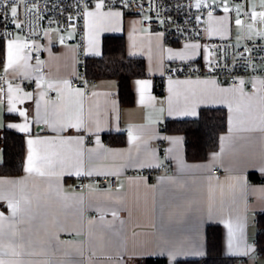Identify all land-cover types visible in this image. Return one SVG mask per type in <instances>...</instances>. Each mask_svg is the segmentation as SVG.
Returning <instances> with one entry per match:
<instances>
[{"label": "crops", "instance_id": "obj_1", "mask_svg": "<svg viewBox=\"0 0 264 264\" xmlns=\"http://www.w3.org/2000/svg\"><path fill=\"white\" fill-rule=\"evenodd\" d=\"M253 9L264 13V0ZM87 13L82 50L77 42L61 45L57 33L49 32L40 43L44 59L39 62L26 51L22 38L4 41L0 134L10 130L24 135L26 160L22 176L0 177V260L136 264L163 257L175 264L206 257L207 228L217 225L224 256L243 259L236 264H264L251 244L257 233L251 214L264 213V183L249 180L250 173L264 176V81L243 80L233 87L211 77L167 76L168 64L208 62L206 44L167 45L161 33L119 9L93 6ZM235 27L231 15H214L205 36L239 40L233 36ZM111 35H124L127 54L146 61L148 77L131 84L132 106L120 104L114 80L92 82L91 94L71 86L79 73L81 51L86 58L100 57L103 39ZM255 36L253 32L250 37ZM155 77L164 79L163 95L156 92ZM140 80L150 81L143 101ZM207 108L226 110L227 130L218 151L206 161L191 162L184 137L166 133L164 126L198 118ZM25 125L28 132L20 130ZM107 134L124 135L125 143L112 145ZM30 139L42 143L30 146ZM3 160L0 147V164ZM168 161L171 172L159 171L154 182L128 176L132 170H160ZM216 167L220 174L213 172ZM104 175L118 176L119 188L90 185L82 192L74 190L80 177Z\"/></svg>", "mask_w": 264, "mask_h": 264}, {"label": "built area", "instance_id": "obj_2", "mask_svg": "<svg viewBox=\"0 0 264 264\" xmlns=\"http://www.w3.org/2000/svg\"><path fill=\"white\" fill-rule=\"evenodd\" d=\"M98 0H0V41L22 38L26 51L34 61H43L40 43L49 32H56L61 45L77 42L83 49L85 17L87 11ZM199 4V7H197ZM17 7V16H11V8ZM241 6V8L239 7ZM228 8V11L224 9ZM106 9H119L126 15L140 17L146 28L162 34L167 45L189 42L205 43L211 59L208 62L183 61L168 64L166 75L178 78L211 77L220 84L238 86L243 80L256 78L264 81V16L260 9L249 10L247 0H129L125 7L121 0H105ZM219 14L232 16L234 26L243 29L239 40L233 38H206L210 17ZM239 19L240 24L236 21ZM20 25V27H17ZM251 29L256 36L250 37ZM6 82V72L0 70V88ZM92 81L87 75V58L81 51L78 76L71 82L72 87H82L91 94L88 86ZM51 97L55 94L51 92ZM170 161L160 170H132L128 176H144L154 182L159 171L170 173ZM213 172L220 174V167ZM90 185L119 188V177L104 175L80 177L74 184L75 191H85ZM264 213L251 214V224L257 225V218ZM251 244L257 248V236ZM258 257L259 254H258Z\"/></svg>", "mask_w": 264, "mask_h": 264}, {"label": "trees", "instance_id": "obj_3", "mask_svg": "<svg viewBox=\"0 0 264 264\" xmlns=\"http://www.w3.org/2000/svg\"><path fill=\"white\" fill-rule=\"evenodd\" d=\"M4 41H0V68L4 64ZM87 75L92 82L114 80L118 84V96L122 106H132L135 95L132 90L134 79L147 78V65L144 58L130 57L127 54V41L124 35L105 36L102 55L87 58ZM155 89L164 93V79L155 77ZM227 130V112L223 108H207L200 111L195 119L168 121L164 131L171 135H182L185 140L186 159L191 162L206 161L209 155L219 150L220 138ZM105 139L112 145H123L124 135L107 134ZM0 147L4 160L0 164V177H20L24 173L26 160V140L22 134L4 130L0 134ZM251 182L264 183V176L249 174ZM256 251L264 260V214L257 218ZM243 259L226 257L222 252V229L217 225L207 228V255L202 259L180 260L175 264H236ZM136 264H169L163 257L137 260Z\"/></svg>", "mask_w": 264, "mask_h": 264}, {"label": "snow or ice", "instance_id": "obj_4", "mask_svg": "<svg viewBox=\"0 0 264 264\" xmlns=\"http://www.w3.org/2000/svg\"><path fill=\"white\" fill-rule=\"evenodd\" d=\"M113 2H114V0H113ZM13 3H16V0H13ZM121 3H122L125 7H127V6H128V3H129V0H121ZM104 7H105V0H98V2L95 4V8H96L97 10H99V9H101V8H104ZM197 7H199V4H197ZM224 11H228V8L225 7ZM87 15L91 16V15H93V13L89 12V13H87ZM109 15L119 16L120 13H119V12H115V13L110 12ZM261 15H264V13H262ZM11 16H12L13 18H15V17L17 16V7L13 6V7L11 8ZM236 23H237V24H240L241 21H240L239 19H237ZM17 27H20V25H17ZM11 47H12V46H11V44H10V45H9V52H8V66H9V67H10L11 64L13 63V60H12V55H13V54H12V51H11ZM193 47H196V46H193ZM137 85H138V88H139L140 93H141V101H143V95H144V93L149 89V87H150V81H147V80H140V81H137ZM9 91H11V89H9ZM26 95L28 96V98H31V94H30V93H28V94H26ZM10 110H12V109H10ZM20 115H21V116H26V113H25V112H20ZM191 115H196L195 111H193V112L191 113ZM10 127H15V125H10ZM20 130H21V131H24V132H28V131H29L27 125L21 127ZM34 143H42V141H40V140L33 141V140H31V139L28 141V144H29L30 146H31L32 144H34ZM28 162H29V165L31 166V164H32V162H33V157H32L31 152H30L29 157H28ZM27 170H28V171H31V167H29ZM9 207L13 210V213H15V211H16L15 206H14L13 204L9 203ZM2 217H3V213H0V218H2ZM230 246H231V244H230V242H229V247H230ZM174 258H175V257L173 256V259H174ZM0 264H5V262H4L3 260H0Z\"/></svg>", "mask_w": 264, "mask_h": 264}, {"label": "rangeland", "instance_id": "obj_5", "mask_svg": "<svg viewBox=\"0 0 264 264\" xmlns=\"http://www.w3.org/2000/svg\"><path fill=\"white\" fill-rule=\"evenodd\" d=\"M259 0H247V8L250 10L252 8H254L256 5H257V2ZM241 8V6H239ZM140 18V17H139ZM141 19V18H140ZM142 20V19H141ZM208 25V24H207ZM243 35V29L242 28H239V27H235L233 28V36L234 37H241ZM248 35L249 36H252L253 35V32L251 29L248 30Z\"/></svg>", "mask_w": 264, "mask_h": 264}]
</instances>
